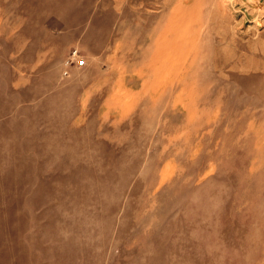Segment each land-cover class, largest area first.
I'll list each match as a JSON object with an SVG mask.
<instances>
[{
	"label": "rangeland",
	"instance_id": "obj_1",
	"mask_svg": "<svg viewBox=\"0 0 264 264\" xmlns=\"http://www.w3.org/2000/svg\"><path fill=\"white\" fill-rule=\"evenodd\" d=\"M0 264H264V0H0Z\"/></svg>",
	"mask_w": 264,
	"mask_h": 264
},
{
	"label": "built area",
	"instance_id": "obj_2",
	"mask_svg": "<svg viewBox=\"0 0 264 264\" xmlns=\"http://www.w3.org/2000/svg\"><path fill=\"white\" fill-rule=\"evenodd\" d=\"M73 54L75 55V52H73ZM76 62H77L78 64H82V63H83V60H81V59H77Z\"/></svg>",
	"mask_w": 264,
	"mask_h": 264
},
{
	"label": "bare ground",
	"instance_id": "obj_3",
	"mask_svg": "<svg viewBox=\"0 0 264 264\" xmlns=\"http://www.w3.org/2000/svg\"><path fill=\"white\" fill-rule=\"evenodd\" d=\"M168 46V45H167ZM165 47H166V45H165ZM170 47V46H169ZM166 49H167V47H166ZM173 49V48H172ZM153 60V59H152ZM156 61V60H155Z\"/></svg>",
	"mask_w": 264,
	"mask_h": 264
}]
</instances>
